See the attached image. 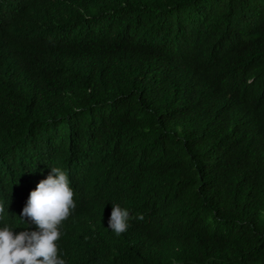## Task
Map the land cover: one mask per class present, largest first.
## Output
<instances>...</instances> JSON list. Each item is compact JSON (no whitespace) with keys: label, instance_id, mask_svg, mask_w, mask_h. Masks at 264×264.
Returning <instances> with one entry per match:
<instances>
[{"label":"trees","instance_id":"trees-1","mask_svg":"<svg viewBox=\"0 0 264 264\" xmlns=\"http://www.w3.org/2000/svg\"><path fill=\"white\" fill-rule=\"evenodd\" d=\"M51 167L66 264H264V0H0V228Z\"/></svg>","mask_w":264,"mask_h":264},{"label":"clouds","instance_id":"clouds-1","mask_svg":"<svg viewBox=\"0 0 264 264\" xmlns=\"http://www.w3.org/2000/svg\"><path fill=\"white\" fill-rule=\"evenodd\" d=\"M73 197L66 171L51 167L47 177L30 191L20 213L21 221H30L37 230L16 233L7 224L0 228V264H66L58 255L56 242L61 238L63 222L76 207ZM4 212L5 208L0 204V219H3ZM131 219L127 208L113 204L108 228L120 235L130 227ZM136 219L142 220L143 217Z\"/></svg>","mask_w":264,"mask_h":264},{"label":"bare ground","instance_id":"bare-ground-1","mask_svg":"<svg viewBox=\"0 0 264 264\" xmlns=\"http://www.w3.org/2000/svg\"><path fill=\"white\" fill-rule=\"evenodd\" d=\"M202 48H204V47H202ZM203 50V49H202ZM206 52V51H205ZM208 61H210V60H208ZM210 63V62H209ZM218 124V123H217ZM220 126V125H219ZM130 168H132V167H130ZM129 171H131V169H129ZM131 173V172H130ZM96 186V185H95ZM99 187H102V186H99ZM98 187V188H99ZM97 190V189H96ZM97 192V191H96ZM98 193V192H97ZM101 193H103V192H101ZM13 227V226H12ZM85 261H86V259H85ZM87 264V263H86Z\"/></svg>","mask_w":264,"mask_h":264}]
</instances>
